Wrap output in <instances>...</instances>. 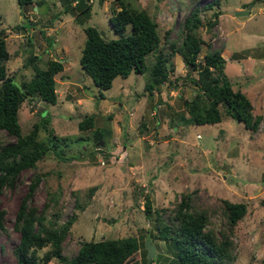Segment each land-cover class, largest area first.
Instances as JSON below:
<instances>
[{
	"label": "rangeland",
	"instance_id": "rangeland-1",
	"mask_svg": "<svg viewBox=\"0 0 264 264\" xmlns=\"http://www.w3.org/2000/svg\"><path fill=\"white\" fill-rule=\"evenodd\" d=\"M206 1L199 0V5ZM133 2L155 17L162 38L166 35L168 40L177 38L194 4V0ZM110 3L91 0L90 17L80 23L64 11L59 0H45L39 13L34 12L35 5L26 6L32 22L29 25L16 0H0V28H8V74L19 81L32 76L33 69L23 66L31 50L40 55V65L57 56L66 62L65 70L55 74L56 103L39 98L22 103L18 111L22 131L27 132L46 115L55 135H68L62 148L66 156H73L70 160L46 157L35 167L22 170L13 184L3 186L0 264H15L13 248L19 240L13 226L15 213L35 173L41 178L29 204L39 210L48 202L46 217L58 223L77 214L62 242V252L67 256H73L83 240L135 235L142 245L133 254V263L178 264L174 245L156 238L154 222L144 212V197L148 194L153 207H170L182 192L192 191L196 205L215 207L207 228H213L217 238L225 224L221 200L247 203V211L232 235L236 256L232 264H264V120L254 133L242 121L226 115L214 124H177V114L184 111L182 99L191 98L195 89L185 78L189 67L177 53L172 57L171 82L157 89L160 105H156V114L151 113L155 96L144 90L148 71L131 72L125 78L116 76L101 97L92 79L84 74L79 58L86 38L85 25H96L106 37L115 36L108 21ZM250 4L253 7L248 14H235L239 7L247 9ZM219 9L218 20L210 29L205 25L199 28L202 37L212 44L202 46L200 57L207 50L222 49L226 56L224 72L232 87L246 93L254 114H264V0H221ZM214 10L218 8L205 9L202 15L208 17ZM21 21L26 27H12ZM153 59V54L148 56V62ZM192 76H196L195 71ZM89 114L95 115L93 127L80 130L79 120ZM141 121L145 128H141ZM93 129L109 133L97 142ZM78 134L82 138H77ZM40 137L54 139L44 130ZM14 139L0 129L2 142ZM50 193H56L55 204L50 201ZM146 239L156 247L152 258L148 257ZM48 249L47 244L38 251L36 264H42L41 256ZM54 263L55 258L48 264Z\"/></svg>",
	"mask_w": 264,
	"mask_h": 264
},
{
	"label": "trees",
	"instance_id": "trees-1",
	"mask_svg": "<svg viewBox=\"0 0 264 264\" xmlns=\"http://www.w3.org/2000/svg\"><path fill=\"white\" fill-rule=\"evenodd\" d=\"M33 1L16 0L23 8L27 18L25 21L29 25L32 22L25 9L26 6H33ZM59 1L64 11L72 13L76 21L81 23L90 17L91 0ZM220 1L208 0L199 5V0H194L177 38L168 40L166 35L162 38L157 20L145 8L137 6L133 0H111L108 21L115 36L106 37L96 25H85L83 30L86 38L81 48L80 66L99 89L101 97L102 90L110 88L116 76L125 78L131 72L146 71L149 72V79L144 90L152 94L154 89L159 90L163 82H171L169 73L174 70L172 57L177 53L189 67L185 78L195 88L191 98L182 99L184 111L177 114V124H214L226 115L242 121L245 128L254 133L264 120V114H254L253 104L246 93L232 87L224 72L226 59L222 49L207 50L200 57L202 46L211 47L212 44L202 37L199 28L205 25L210 29L217 22L221 13ZM214 7L218 10H214L210 16L202 15L203 10ZM26 23H17L12 27H26ZM7 33V29L0 28V129L15 136V139L8 143L0 140V191L3 186L13 184L22 170L35 167L38 161L46 157L64 160L73 157L66 156L62 148V145H67L68 135H55L46 115L34 122L27 132L22 131L18 117V111L26 99L39 98L53 104L57 102L55 74L63 69V59L51 57L46 59L44 65H40V55L31 50L23 66H30L33 74L29 79L19 81L7 72L6 62L10 56ZM151 54L154 59L148 62ZM193 71L196 76H192ZM94 118V114L83 116L78 128L84 130L93 127ZM145 125L140 122L141 128H145ZM41 130L54 139H42ZM92 133L98 142L109 130L93 129ZM77 138H82V135L78 134ZM40 178V173L34 174L15 213L13 226L19 232L18 243L13 248L15 264H36L38 251L47 244L50 249L42 254V264H48L54 258V264H135L133 254L142 245L135 235L83 240L73 256L63 254L62 242L77 214L72 213L64 222L58 223L56 219L46 217L48 202L39 210L29 204V198ZM192 194V191L182 192L180 199L174 200L170 207H153L148 194H145L143 208L146 217L154 222L156 238L174 245L178 264H232L236 258L232 235L234 227L247 211V203L226 198L221 200L225 224L219 230L220 238H217L214 229L207 228L211 213L216 212L215 207L196 205ZM49 198L53 204L57 202L56 193H50ZM2 214L3 211H0L1 228Z\"/></svg>",
	"mask_w": 264,
	"mask_h": 264
},
{
	"label": "crops",
	"instance_id": "crops-1",
	"mask_svg": "<svg viewBox=\"0 0 264 264\" xmlns=\"http://www.w3.org/2000/svg\"><path fill=\"white\" fill-rule=\"evenodd\" d=\"M44 1L45 0H34L33 1V5H35V7H34V9H35V11L34 12H36V13H39L40 12V8H41V6H43V4H44ZM38 2H40L39 4H38ZM37 3V4H36ZM43 3V4H42ZM41 4V5H40ZM253 5V4H252ZM246 7V6H245ZM253 6H251V8H252ZM250 8V9H251ZM23 9V8H22ZM238 9H245L243 6H241V7H239ZM21 23H22V21H21ZM17 24V23H16ZM6 29H8V28H6ZM48 50V49H47ZM222 55L224 56V58L226 57L225 55H224V53H223V51H222ZM57 57H59V56H57ZM226 59V58H225ZM66 62L65 61H63V69L65 70V64ZM85 74V73H84ZM79 75H81V74H79ZM77 75H75V76H73L72 78H75ZM164 97H165V94L163 93L162 94ZM153 96H155V99H154V102H159L160 103V101L158 100L157 101V96L155 95V94H153ZM158 96H159V94H158ZM161 97V96H160ZM162 98V97H161ZM162 99H166V98H162ZM40 101H44V100H41L40 99ZM154 104V103H153ZM156 112H157V110H152L151 111V113L154 115V114H156ZM220 122V121H219ZM146 126V125H145ZM192 126H198V125H192ZM197 134H199L200 135V132L198 131L197 132ZM196 134V135H197Z\"/></svg>",
	"mask_w": 264,
	"mask_h": 264
},
{
	"label": "water",
	"instance_id": "water-1",
	"mask_svg": "<svg viewBox=\"0 0 264 264\" xmlns=\"http://www.w3.org/2000/svg\"><path fill=\"white\" fill-rule=\"evenodd\" d=\"M251 6L252 5L250 4L247 9H238V10H235V14L236 15L248 14L249 13V9H250ZM101 142L103 143V141H101ZM145 247L148 250V257L149 258L154 257V255L156 253V247H155V245L152 244V242L150 241V239H146V241H145Z\"/></svg>",
	"mask_w": 264,
	"mask_h": 264
},
{
	"label": "clouds",
	"instance_id": "clouds-1",
	"mask_svg": "<svg viewBox=\"0 0 264 264\" xmlns=\"http://www.w3.org/2000/svg\"><path fill=\"white\" fill-rule=\"evenodd\" d=\"M55 58H56V57H55ZM165 83H166V82H163L162 84H165ZM152 94H155V95L157 96V94H158L157 89H154ZM156 105L159 106L160 103H159V102H154V104H153V106H152L154 110H156ZM153 109H152V110H153ZM197 135L199 136V134H197Z\"/></svg>",
	"mask_w": 264,
	"mask_h": 264
}]
</instances>
